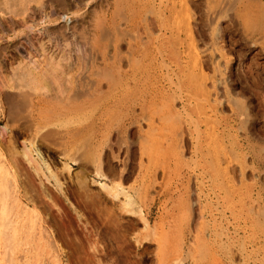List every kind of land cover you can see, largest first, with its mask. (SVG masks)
Masks as SVG:
<instances>
[{
  "label": "rangeland",
  "instance_id": "obj_1",
  "mask_svg": "<svg viewBox=\"0 0 264 264\" xmlns=\"http://www.w3.org/2000/svg\"><path fill=\"white\" fill-rule=\"evenodd\" d=\"M72 1L0 0V130L40 109L45 132H59L38 147L65 186L40 177L56 205L17 154L31 176L21 208L33 194L69 235L54 264H264V0ZM33 63L57 77L13 107L1 84ZM45 89L59 92L57 110L40 105Z\"/></svg>",
  "mask_w": 264,
  "mask_h": 264
},
{
  "label": "bare ground",
  "instance_id": "obj_2",
  "mask_svg": "<svg viewBox=\"0 0 264 264\" xmlns=\"http://www.w3.org/2000/svg\"><path fill=\"white\" fill-rule=\"evenodd\" d=\"M21 1H28V0H21ZM38 2H41V0H37ZM53 1V0H52ZM70 1V0H69ZM74 1V0H73ZM72 1V2H73ZM177 1V0H176ZM176 1L174 0V2L176 3ZM56 3V1H54ZM60 2V1H59ZM58 2V3H59ZM71 2V3H72ZM49 3V2H48ZM51 3V1H50ZM55 3H54V6H55ZM63 3V2H62ZM65 3V2H64ZM76 3V2H75ZM74 3V4H75ZM183 3V2H180V4ZM7 4V3H6ZM24 3H22L23 5ZM30 4H31V1H30ZM43 4V3H42ZM53 4V3H51ZM179 4V3H178ZM47 5V3H46ZM49 5V4H48ZM67 5V4H66ZM175 5V4H173ZM187 5V4H186ZM30 6V5H29ZM32 6V5H31ZM34 6V5H33ZM32 6V7H33ZM39 6V5H38ZM57 7L59 5H56ZM177 6V5H175ZM184 6V5H183ZM39 7H45L44 5H40ZM51 7V6H50ZM53 7V6H52ZM60 7V6H59ZM67 7V6H66ZM70 7V6H68ZM75 7V6H73ZM181 7V6H180ZM178 7V9L180 8ZM29 8V7H28ZM27 7H24L22 10H20V14L22 15V20L23 21H27L26 20V17H28L29 14H27ZM35 8V7H34ZM47 8V6H46ZM54 8V7H53ZM37 9V8H36ZM44 9V8H42ZM51 10V8H48ZM70 9V8H69ZM173 9H175V7H173ZM183 9V8H182ZM181 9V10H182ZM35 10V9H34ZM56 10V8H55ZM64 10V9H63ZM32 10L29 11V13L31 12ZM42 11V10H41ZM41 11H38V10H35L34 13H33V16L34 14H36L37 12H40L39 15H41V13H45V12H41ZM44 11V10H43ZM68 11V9H67ZM172 13H173V10H171ZM178 11V10H177ZM185 10L183 9V12ZM189 10H187L188 12ZM2 12V11H1ZM47 12V11H46ZM50 11H48L49 13ZM52 12V11H51ZM50 12V14H51ZM63 12V11H62ZM65 12V11H64ZM180 12V14L182 15L183 13L181 11H178V13ZM30 13V14H32ZM48 13H45V16H50L48 15ZM54 13V12H53ZM61 13V12H60ZM59 13V14H60ZM177 13V12H176ZM18 14V13H17ZM27 14V15H26ZM38 14V13H37ZM47 14V15H46ZM56 14V13H55ZM63 14V13H61ZM185 14V13H184ZM188 14V13H187ZM186 14V15H187ZM11 15V14H10ZM185 15V16H186ZM4 16V15H3ZM9 16V15H8ZM12 16V15H11ZM9 16V17H11ZM32 16V15H31ZM32 16V18H33ZM38 16V15H37ZM36 16V17H37ZM44 16V15H43ZM63 16V15H62ZM175 16H177V14H175ZM6 17V16H5ZM4 17V18H5ZM35 17V18H36ZM187 17V16H186ZM184 17V18H186ZM4 18L2 21H4ZM8 18V17H7ZM7 18H5V20H7ZM42 18V23H43V17ZM47 18V17H46ZM69 18V17H68ZM17 19V18H15ZM0 20V22H1ZM19 20V19H18ZM16 20V21H18ZM35 20V19H34ZM49 20V19H48ZM53 20V19H52ZM55 20V19H54ZM63 20V19H62ZM65 20V19H64ZM87 20V19H85ZM30 21V20H29ZM33 21V19H32ZM31 21V22H32ZM35 21H38V20H35ZM9 22L11 25L9 26H16V22L14 23V20L13 19H9ZM9 22L7 21V24H9ZM24 22V23H25ZM28 22V21H27ZM29 22V23H31ZM34 22V21H33ZM45 22V21H44ZM56 22V21H55ZM54 22V23H55ZM86 22V21H85ZM20 23V22H19ZM18 23V24H19ZM23 23V24H24ZM57 23V22H56ZM59 23V22H58ZM67 23L69 22H66L65 25H67ZM1 24V23H0ZM3 24V23H2ZM22 24V23H21ZM46 24V23H45ZM28 25V26H27ZM50 25V24H49ZM62 25L61 23H59V26ZM8 26V27H9ZM21 26V25H20ZM19 26V27H20ZM27 28L29 31H32L33 33V30H35L36 28L34 27V25H29V24H26ZM26 26L23 25V27L26 28ZM44 26V24H43ZM2 27V26H1ZM7 27V28H8ZM12 27V28H13ZM17 27V28H19ZM37 27V26H36ZM40 27V26H39ZM42 27V26H41ZM46 27V26H45ZM49 27V26H48ZM51 27V25H50ZM16 28V29H17ZM43 28V27H42ZM52 28V27H51ZM62 28L61 26L59 27V29ZM66 28V27H65ZM69 28V27H68ZM4 29L5 26L3 25V28L2 30L5 31ZM10 29V27H9ZM14 29V28H13ZM13 29H10V30H13ZM44 29V28H43ZM42 29V30H43ZM54 30H51V31H56V30H59L58 28L55 30V28H53ZM190 29V27H189ZM7 30V29H6ZM22 30V29H21ZM27 30V29H26ZM40 29V31H42ZM47 30V29H46ZM46 30H43V31H46ZM49 30V29H48ZM47 30V31H48ZM65 30V29H63ZM68 29H66V32H67ZM71 30V29H70ZM74 30V29H73ZM191 30V29H190ZM18 31V30H17ZM42 31V32H43ZM61 31V30H59ZM7 31H5L4 33H6ZM21 32V31H20ZM25 32V31H24ZM39 32V31H38ZM35 31V34L38 33ZM49 32L48 31V36H49ZM58 32V31H57ZM65 32V31H64ZM65 32V33H66ZM1 33V32H0ZM17 35L20 34L19 32H16ZM53 33V32H52ZM62 33V32H61ZM59 32V34H61ZM84 33V32H83ZM191 33V32H189ZM44 34V33H43ZM42 34V35H43ZM58 34V35H59ZM193 34V33H191ZM16 35V34H15ZM28 35V34H27ZM52 35V34H50ZM55 35V34H54ZM57 35V36H58ZM62 35H64L62 33ZM61 35V36H62ZM67 35V34H66ZM189 35V34H188ZM39 36V35H38ZM45 36V35H44ZM37 37V36H36ZM46 37V36H45ZM53 37V36H52ZM56 37V36H55ZM192 37V35H191ZM40 38V36H39ZM58 38V37H57ZM33 39V38H32ZM35 39H38L35 38ZM42 39V38H41ZM39 39V40H41ZM47 39V38H45ZM51 39V38H50ZM43 40V39H42ZM41 40V41H42ZM49 40V38H48ZM47 40V41H48ZM58 40V39H56ZM30 43L31 40H29ZM51 41V40H50ZM191 41H192V38H191ZM45 42V41H44ZM54 42V41H53ZM60 42H62L60 40ZM193 42V41H192ZM22 43V42H21ZM29 43V45H30ZM39 43H41L39 41ZM58 43V42H57ZM63 43V42H62ZM77 43V42H76ZM74 43V44H76ZM46 44L43 43V45ZM59 44V43H58ZM34 45V44H33ZM42 45V46H43ZM56 45V44H55ZM64 45V44H62ZM193 45V44H192ZM196 45V44H195ZM194 45V47H196ZM31 46V45H30ZM79 47V45H76ZM14 47V46H13ZM18 48V46H17ZM46 48V47H45ZM22 49V48H21ZM44 49V48H43ZM59 49V48H57ZM63 49V52L64 51V48H61ZM6 50V49H5ZM37 50V49H36ZM66 50V48H65ZM7 51V50H6ZM60 51V50H58ZM77 51V50H76ZM17 52V51H16ZM7 53V52H6ZM21 54V53H20ZM24 56V55H23ZM31 57V56H30ZM33 58V57H32ZM31 58V59H32ZM23 59V58H22ZM195 60H197L195 58ZM21 61V60H20ZM36 62V60H35ZM199 62V59L198 61ZM196 63V62H195ZM34 65L33 68H29V69H25L23 68L21 70V73L17 76V81L14 80V78H9L7 81H3V83L1 84V87L4 88L3 93H5L6 95V99L8 102H10V104L14 107L15 105H18L20 104L21 102H26L28 98H24V97H27L25 95H29L31 94L30 92L37 86V84H39V82L43 81V82H47L49 84V82L47 81V77L48 75H56L55 74V69L53 67L50 66V68H47V69H44V70H39L37 69L38 67L35 66V63H33ZM37 64V63H36ZM192 64V63H191ZM18 65V64H17ZM197 65V63H196ZM193 66V64H192ZM199 69L198 65L195 66ZM202 68V67H201ZM1 70V69H0ZM51 70V71H50ZM200 70V69H199ZM204 75V74H203ZM192 76V75H191ZM202 76V74H201ZM200 76V77H201ZM57 77V75H56ZM194 77V76H192ZM192 77H189L191 78V81H192ZM55 79V77H51V79ZM50 79V81H51ZM198 79V78H197ZM57 80V78H56ZM55 80V81H56ZM194 80V79H193ZM202 80V79H201ZM2 81V80H1ZM54 81V80H53ZM202 82V81H201ZM199 82V84L201 83ZM17 83V84H16ZM50 85V84H49ZM196 85V84H195ZM53 90H48V89H45L42 93H41V96H40V102L41 103L40 105L42 106V103L44 104L43 106H48L47 104H49L50 102H53V106L55 105V102L59 101V92H52ZM48 92H51L48 94ZM78 93V92H77ZM63 94V93H62ZM79 94V93H78ZM70 95V94H68ZM67 95V96H68ZM74 95V94H73ZM72 96V95H71ZM18 97V98H17ZM62 97V96H61ZM73 97V96H72ZM21 98V99H20ZM59 98V99H58ZM64 98H70L72 99L71 97H65ZM69 99V100H70ZM64 99H62L63 101ZM73 100V99H72ZM68 101V100H67ZM45 102V103H44ZM23 103V104H24ZM58 104H61L58 103ZM11 106V107H12ZM22 106V104L20 105V107ZM50 106V104H49ZM48 106V107H49ZM58 106V105H57ZM57 106L55 105L54 107H56V110H57ZM63 107V105H61ZM60 106V107H61ZM197 106V105H196ZM200 106V105H199ZM19 107V105L17 106ZM40 108V107H39ZM43 108V107H41ZM51 108V107H50ZM49 108V109H50ZM59 108V107H58ZM201 108V106H200ZM55 109V108H53ZM6 110V109H5ZM5 110L4 108L2 107V103H1V100H0V119L2 117L3 114H5ZM13 110V109H12ZM52 110V109H51ZM55 110V112H57ZM10 111V110H9ZM53 111V110H52ZM59 111V109H58ZM4 112V113H3ZM11 112V111H10ZM43 113H44V110H43ZM54 113V112H53ZM45 114V113H44ZM41 115V110L39 109L38 110V115H35L34 117H32L31 119L32 120V123L30 125V123L27 125V123H24L25 125L24 126H17V124H15L16 126V129L13 130V128L11 127V125H7V126H3L4 129L0 130V137H2L0 139V183L2 182L3 186L2 188H4L3 190V195H2V199H1V202H0V264H12V263H19L20 264H54V263H57V259H60L59 256L61 255H56V251L57 253L59 254V249H58V246L60 245L58 238H62L64 239L66 242L68 241V237L69 235H67V233L65 232H60L58 234V231H55V228H51L48 226V223L49 221H52L51 219H49L50 216H47L45 215V210L46 209H43V208L40 210L38 209L39 207V202L38 200L35 198V196L33 194H30V196H28V199L29 201L32 203V207L29 206V208L27 207H22L21 208V187H23L22 189H26L27 191H29L30 189H28V180H29V177L33 176L35 178L39 177V180L41 179L40 177L43 176V178L45 177L46 179L49 178V176L47 175V171H49L50 174H52L51 177H54V181H56V185L58 186L59 190H60V194L63 193L65 195V189L63 186L64 183L61 181L62 180H59V176L57 175L58 173H55L57 172V170L54 172V168L53 166L50 167V164L51 162H48L47 161L45 162L43 160V158H41V155H40V151H39V145L41 143H43L46 139H49L50 137L52 136H57V134H59L58 130L56 131H48V132H45L44 130V126L42 124V120L43 118H46V117H43L44 116ZM46 116V115H45ZM11 117L8 116L7 119L10 120ZM31 122V121H30ZM14 125V124H12ZM22 125V124H20ZM9 126V127H8ZM2 127V128H3ZM56 129V128H55ZM44 130V132H43ZM54 130V129H53ZM19 131V132H18ZM77 132V130H76ZM6 133L8 134V140H6V138L4 137V134L6 135ZM42 133V134H41ZM75 134V132H74ZM78 134V133H77ZM26 135L27 137L24 138V140L22 141L23 142V149L19 150L18 149V140L17 138L19 136H24ZM76 136V135H75ZM74 136V137H75ZM58 137V136H57ZM57 137H54V138H57ZM60 137V136H59ZM53 138V137H52ZM50 138V139H52ZM53 138V139H54ZM5 141L7 142L6 143V148L5 146L3 147V144H5ZM46 143V142H45ZM68 145V144H67ZM8 149L9 150V154H6L4 152L5 149ZM67 152V151H66ZM18 153L22 154V157L20 154V156L22 158H25V161L26 163H28L27 165V169L30 168L31 172L29 171H26V173H24L23 169L25 168H20L21 166H19V163L18 162ZM37 154V156H36ZM65 154V153H63ZM69 154V153H68ZM8 155V156H7ZM66 155V154H65ZM64 168L63 169H67L68 171H71V166L69 165L68 162H66L63 166ZM64 171V170H63ZM29 173H31L32 175L29 176ZM24 174V175H23ZM97 174L101 175V176H104L103 172H101V170H98ZM42 178V179H43ZM107 178V177H106ZM31 182V181H29ZM41 184H39L41 187V191H42V196L44 197H49V199H51L50 202V206H52L51 204L53 205H56V202H54V200L52 199L51 197V194L48 192V189L45 185H43V182L40 180ZM45 182V181H44ZM36 183V182H35ZM30 185V184H29ZM102 186L103 189H106L110 192L114 191H118V187H112L110 185H107L106 183L104 182H101L100 184ZM56 186V187H57ZM118 186V185H117ZM51 188V187H50ZM35 189V188H34ZM33 189V190H34ZM86 189V188H84ZM23 191V190H22ZM25 191V192H27ZM86 192V191H85ZM30 193V192H29ZM59 193V192H58ZM115 193V192H114ZM120 194L122 192H119ZM119 193H115V194H112L113 195V198H118L119 197ZM79 194V193H78ZM84 194V193H83ZM87 194V193H85ZM84 194V195H85ZM24 195V193H23ZM26 195V194H25ZM27 196V195H26ZM41 196V197H42ZM25 197V196H24ZM98 197V196H97ZM101 197V196H100ZM40 198V196H39ZM67 198V197H66ZM25 200V199H24ZM64 200V199H63ZM95 200V199H94ZM41 202V201H40ZM45 202V201H44ZM29 204V203H28ZM48 204V203H47ZM72 204V203H71ZM30 205V204H29ZM46 206V203L44 204ZM49 205V204H48ZM47 205V206H48ZM72 207V206H71ZM62 209V208H61ZM124 209V208H123ZM23 211V212H22ZM74 211V210H73ZM113 212V211H112ZM80 213V212H79ZM144 212L142 211H139V216L142 221H144V225L147 226L148 225V218L145 217L146 215L143 214ZM81 214V213H80ZM110 215V214H109ZM145 215V216H144ZM111 216V215H110ZM80 218V217H79ZM110 218V217H109ZM147 218V219H146ZM140 220H138L140 222ZM51 223V222H50ZM63 223V222H62ZM135 223V222H134ZM51 226V225H50ZM133 226V225H132ZM54 227V226H53ZM62 228V227H61ZM149 228V227H148ZM64 229V228H62ZM63 231V230H62ZM100 234V233H99ZM99 241V240H98ZM72 242V241H71ZM87 242V241H86ZM90 242V241H89ZM75 243V242H74ZM94 243V242H93ZM71 244V243H70ZM54 247V248H52ZM81 247V246H80ZM84 247V246H83ZM94 247H97V249L95 250H98V245L94 246ZM61 248V247H60ZM76 248V247H75ZM93 248V247H92ZM56 251H55V250ZM55 251V252H54ZM61 252V251H60ZM63 252V251H62ZM66 251H64L65 253ZM97 254V253H96ZM66 255H68V253L66 252ZM57 258V259H56ZM63 258V257H62ZM68 258V257H67ZM162 259V258H161ZM53 260V261H51ZM164 260V259H163ZM63 262V261H62ZM72 263V262H71ZM62 264V263H61ZM68 264H70V262H68Z\"/></svg>",
  "mask_w": 264,
  "mask_h": 264
}]
</instances>
